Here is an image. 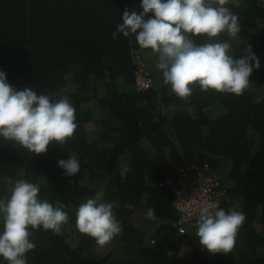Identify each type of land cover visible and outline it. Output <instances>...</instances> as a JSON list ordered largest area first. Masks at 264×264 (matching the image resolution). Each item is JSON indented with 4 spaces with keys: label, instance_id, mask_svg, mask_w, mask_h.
Wrapping results in <instances>:
<instances>
[{
    "label": "trees",
    "instance_id": "16d2710c",
    "mask_svg": "<svg viewBox=\"0 0 264 264\" xmlns=\"http://www.w3.org/2000/svg\"><path fill=\"white\" fill-rule=\"evenodd\" d=\"M127 5L142 11L140 0H0V70L19 89L67 95L78 121L63 144L53 141L39 154L0 137V197L27 179L69 215L59 233L31 229L36 247L26 253L28 264H264V65L254 68L239 95L204 91L194 82L191 95L181 98L157 68L150 71L152 85L136 89L147 48L133 36H112ZM228 7L246 33L233 40L222 32L218 41H231L235 58L248 45L264 56V0H231ZM202 35L193 39L202 43ZM70 154L81 168L67 176L57 162ZM177 160L213 172L226 168L225 160L230 164L223 208L246 213L231 252L204 248L197 227L175 236L164 179ZM101 190L122 225L114 250L76 226L79 204ZM150 207L154 218L146 214ZM0 264L8 262L0 257Z\"/></svg>",
    "mask_w": 264,
    "mask_h": 264
},
{
    "label": "clouds",
    "instance_id": "9594fccd",
    "mask_svg": "<svg viewBox=\"0 0 264 264\" xmlns=\"http://www.w3.org/2000/svg\"><path fill=\"white\" fill-rule=\"evenodd\" d=\"M230 3L231 0H140L142 11L126 8L123 22H117L112 36L114 39L121 33L133 36L142 48L157 52V67L162 70L164 83L170 84L181 98L191 95L190 85L194 82L204 91L211 88L239 95L249 86L254 68L260 67V58L251 50V45L245 49L246 55L235 58L231 41L212 39L222 32L230 37L239 36V17L228 7ZM150 12L154 15L149 16ZM197 34L205 35L206 39L198 43L193 39ZM137 54L139 52L134 56ZM145 66L150 72L149 66ZM135 87L139 89L136 84ZM77 124L76 108L67 95L53 99L51 94H37L31 87L19 89L11 85L5 71L0 70V137L39 154L46 152L53 141L63 144L74 134ZM57 163L67 176L81 168L79 159L72 154ZM189 163L213 175L226 189L221 206L217 200L205 202L201 207L196 235L200 244L212 253H229L235 246L246 213L235 207L223 208L229 180L222 183L219 169L213 172L195 160H177L166 177L173 176L180 166ZM120 172L123 178L128 168ZM39 192L40 184L19 179L9 196L0 197V257L8 264H28L26 253L36 247L31 229L42 227L59 233L62 225L69 221L62 202H50L41 198ZM171 206L175 211L173 194ZM146 214L154 218V208L150 207ZM76 217L78 230L94 237L99 245L107 244L122 231L114 204L104 198L103 190L80 203ZM173 228L175 236L181 235L175 226ZM148 241L147 245L153 243V239Z\"/></svg>",
    "mask_w": 264,
    "mask_h": 264
},
{
    "label": "built area",
    "instance_id": "2783aa9c",
    "mask_svg": "<svg viewBox=\"0 0 264 264\" xmlns=\"http://www.w3.org/2000/svg\"><path fill=\"white\" fill-rule=\"evenodd\" d=\"M135 57L139 60L138 54ZM135 84L139 89L152 85L150 72L144 63L138 65ZM220 183L213 175L199 170L194 163L184 164L173 176L166 177L165 184L171 189L176 211V217L171 224L179 234L198 227L197 220L205 202L218 200L221 206L226 189L222 188Z\"/></svg>",
    "mask_w": 264,
    "mask_h": 264
},
{
    "label": "rangeland",
    "instance_id": "374dc122",
    "mask_svg": "<svg viewBox=\"0 0 264 264\" xmlns=\"http://www.w3.org/2000/svg\"><path fill=\"white\" fill-rule=\"evenodd\" d=\"M243 29H244V27H243ZM246 31V29L243 31V30H240V33H239V36H237V37H230V39H233V40H241L243 37H244V34L246 33L245 32ZM221 34V33H220ZM219 34V35H220ZM198 36L200 35V34H197ZM203 37H204V40L206 39V36L205 35H202ZM215 38V39H214ZM214 38H212V39H214V40H218L217 39V36L216 37H214ZM200 41H201V39H200ZM199 41V42H200ZM198 42V43H199ZM256 55L260 58V62H261V64H263L264 65V56L259 52V53H256ZM261 64H260V66H261ZM149 67L151 68V66L149 65ZM264 93V92H263ZM182 110L184 111V112H189L190 111V108L187 106V105H184L183 107H182ZM225 163H224V165H226L227 167H226V169H225V172H222V171H220L221 172V175H220V177H221V181H222V183L223 184H226L227 183V180H228V178H227V176H228V171H229V167H230V164L228 163V161H224ZM136 219H139V217H136ZM136 222L138 223V225L140 226V225H142V226H144V223H143V221L142 220H136ZM256 225V224H255ZM141 226V227H142ZM257 227H259V226H257ZM115 240V241H114ZM148 243L150 242V241H147ZM111 245L108 247V248H111L112 250H114V248H116L117 247V239L116 238H113L110 242H109Z\"/></svg>",
    "mask_w": 264,
    "mask_h": 264
},
{
    "label": "crops",
    "instance_id": "0c3cea01",
    "mask_svg": "<svg viewBox=\"0 0 264 264\" xmlns=\"http://www.w3.org/2000/svg\"><path fill=\"white\" fill-rule=\"evenodd\" d=\"M126 8L130 10L129 5H127ZM144 52H145V55H146V57H147V63H148V66H149V65L151 66V68L149 67L150 70H151V72H152V71H155V70H156L155 68L159 69V68L157 67L158 53L155 52L154 50H152L151 48H147V51H144ZM147 52H148V53H147ZM170 87H171V85H170ZM156 223L158 224L159 222L156 221ZM147 241H148V239L146 240V242H147Z\"/></svg>",
    "mask_w": 264,
    "mask_h": 264
}]
</instances>
